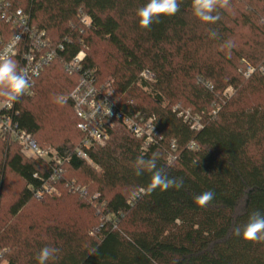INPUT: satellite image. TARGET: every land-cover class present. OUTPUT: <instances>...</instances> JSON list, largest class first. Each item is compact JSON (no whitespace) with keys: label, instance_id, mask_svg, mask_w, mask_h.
Returning a JSON list of instances; mask_svg holds the SVG:
<instances>
[{"label":"trees","instance_id":"obj_1","mask_svg":"<svg viewBox=\"0 0 264 264\" xmlns=\"http://www.w3.org/2000/svg\"><path fill=\"white\" fill-rule=\"evenodd\" d=\"M146 2L8 0L10 13L22 10L53 46L64 45L65 60L85 51L83 70L100 86L112 79L127 114L154 117L160 140L143 151L142 141L117 122L109 142L90 149L91 164L73 156L66 166L65 181L85 188L87 198L69 193L63 181L60 196L37 199L33 191L49 167L0 136V264H38L45 246L58 249L48 264H264V242L234 234L250 213H264V0H229L215 23L195 16L192 0H180L174 16L143 29L136 11ZM14 33L0 14V51ZM144 71L153 81L141 78ZM79 81L80 74L55 61L35 95L16 101L20 127L39 147L66 154L82 141L68 101ZM193 118L201 122L198 131ZM154 153L158 168L183 180L181 188L155 186L151 169L136 174L137 157ZM170 154L177 160L170 163ZM10 175L22 188L7 205ZM208 190L213 201L199 206L194 197ZM33 204L49 213L29 215Z\"/></svg>","mask_w":264,"mask_h":264},{"label":"built area","instance_id":"obj_2","mask_svg":"<svg viewBox=\"0 0 264 264\" xmlns=\"http://www.w3.org/2000/svg\"><path fill=\"white\" fill-rule=\"evenodd\" d=\"M8 6V0H0L2 19L11 23L15 33L11 40L2 43L0 52L14 42L12 59L18 64V70L23 69L27 74L31 85L30 94H25L20 98H31L35 95L37 82L43 71L55 61H60L68 74H80V81L69 95L68 101L78 118L77 128L83 134V139L74 151L66 154H62L53 147L48 149L39 147L34 136L20 127V111L16 107V102L8 104L5 98L0 97V136L9 143L18 144L26 158L42 161L50 169L49 176L40 179L41 187L33 191L37 199L45 196H60L58 185L65 181L66 166L72 157L76 156L91 164L90 149L94 146L106 145L117 122L126 127L136 139L142 141L143 151L158 145L160 138L155 118H147L140 114L131 116L123 111L114 97L111 86H100L93 72L83 70L82 64L86 59L85 51H81L70 60H65L62 56L64 45L53 46L45 31H39L30 25L28 15L22 10L10 13ZM87 20H89L87 17H83L82 23L89 25L90 21L87 23ZM252 72L253 70L250 69L247 77ZM141 78L153 81L154 76L144 71ZM185 120H191L189 113L186 114ZM192 120L191 129L200 130L202 128L200 120L198 118ZM172 149L174 150V147ZM168 160L172 163L177 160V157L170 154ZM34 177L38 178L37 175ZM64 186L69 193L77 194L81 199L87 198L86 189L74 182L65 181ZM143 193V190L138 192L133 202L139 200ZM98 197L99 195H96L93 199Z\"/></svg>","mask_w":264,"mask_h":264},{"label":"clouds","instance_id":"obj_3","mask_svg":"<svg viewBox=\"0 0 264 264\" xmlns=\"http://www.w3.org/2000/svg\"><path fill=\"white\" fill-rule=\"evenodd\" d=\"M229 0H192L193 14L201 21L215 23L220 19L218 8H226ZM180 10V0H147L137 9L139 25L143 29H151L153 23H160L161 17L174 16ZM213 13H216L215 15ZM210 36L216 38L217 32L211 31ZM14 42L9 44L3 52H0V97L5 98L6 103L11 104L19 100L25 94H30V81L23 69L18 70L16 62L12 59ZM225 47H232L231 41L225 42ZM63 98H58L62 101ZM157 154L149 159L143 156L137 157L136 174L141 175L145 169L153 170L155 186L167 190L170 187L177 189L183 186V180L169 178L163 169L157 167ZM215 197L211 190L205 191L194 197L199 206H207ZM234 234L241 236L248 242H264V213L253 211L248 220L234 229ZM58 249L45 246L39 250L36 259L38 264H48L49 260L55 259Z\"/></svg>","mask_w":264,"mask_h":264},{"label":"rangeland","instance_id":"obj_4","mask_svg":"<svg viewBox=\"0 0 264 264\" xmlns=\"http://www.w3.org/2000/svg\"><path fill=\"white\" fill-rule=\"evenodd\" d=\"M87 23H89V20H87ZM102 46V49L104 50V53L105 52H109V53H112L111 49H109L105 44H101ZM114 53V51H113ZM112 53V54H113ZM249 74V73H248ZM110 83L108 85H111L113 80L111 79V81H109ZM230 95V94H233V90H229L227 91L226 95ZM179 108V106H177ZM71 132V131H70ZM8 144H13V143H9L7 142ZM45 147H43L42 149H48V148H55L53 145L51 147H49L48 145H44ZM75 178V177H74ZM8 191H7V195H6V200H5V203L8 205L10 204L12 201H13V197L18 190H20V188H22V183L14 178V176L10 175L8 176ZM62 194V190L60 192ZM55 197V196H53ZM51 197V198H53ZM69 206H70V203H67L65 204L63 207L66 209V210H69ZM29 212V215L33 216V215H39V216H44L45 214H48L49 213V208L45 207V206H40L38 204H33L32 207L28 210ZM5 252H3L1 255L2 257L4 256ZM2 264H7V262H3Z\"/></svg>","mask_w":264,"mask_h":264}]
</instances>
